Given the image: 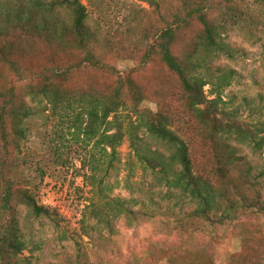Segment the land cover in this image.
Instances as JSON below:
<instances>
[{
	"label": "rangeland",
	"instance_id": "1",
	"mask_svg": "<svg viewBox=\"0 0 264 264\" xmlns=\"http://www.w3.org/2000/svg\"><path fill=\"white\" fill-rule=\"evenodd\" d=\"M83 2L92 35L86 49L66 40L56 44L41 38H23L21 50L11 54L22 69L21 74L9 70L0 60V90L16 86L17 103L25 100L32 109L25 123L23 151L9 146L10 161L14 163H9L13 164L12 170L7 167L5 171L15 188H28L39 204L50 211L49 215L37 216L28 206L15 205L25 242L20 254L22 264H167L170 254H176L180 262H186L185 255L194 264H203L202 258L206 256L213 264H231L234 256L242 253L244 257L247 253L243 250L245 238L251 249L248 256L255 262L253 248L264 243V218L244 216L227 229H219L213 239L203 231L190 237L177 228L178 217L194 210L196 201L172 188L159 169L153 170L137 158L133 140L166 155L171 149L150 135L133 109L119 110L114 126L120 125L126 135L117 148L113 165L104 164L93 182L86 177L90 173L88 166H82L83 158L91 155V142H83L84 135L77 136L78 110L54 107L43 96L28 95V80L40 84L43 75H49L53 68L71 69L63 86L75 91H105L113 86L116 74L125 76L137 69L134 77L143 85L145 94L139 111L170 113L179 134L190 142L200 170L212 166L211 143L204 138L206 129L184 113L187 105L176 77L158 60L143 65L144 55L172 16L176 12L183 14V5L190 8L202 1ZM206 6L209 18L225 28L224 40L231 48V53H224L211 63L213 82H218L215 77L223 72L232 73L229 85H220V108L228 115L219 116L224 120L230 116L245 132L262 135L264 1L208 0ZM63 18L69 22L72 16L64 12ZM200 28L202 25L194 19L179 32V52L194 41ZM88 50L104 65L96 67L85 61ZM18 78L24 79L19 82ZM214 88L205 87L209 99L215 97L211 94ZM86 119L82 117L85 123ZM246 134L233 133L230 141L253 165L254 174L264 173V148L256 147ZM108 151L111 153V149ZM107 157L110 159V154ZM258 180L264 193V176ZM4 189L5 183L0 180V198ZM123 205L132 213H120Z\"/></svg>",
	"mask_w": 264,
	"mask_h": 264
},
{
	"label": "trees",
	"instance_id": "2",
	"mask_svg": "<svg viewBox=\"0 0 264 264\" xmlns=\"http://www.w3.org/2000/svg\"><path fill=\"white\" fill-rule=\"evenodd\" d=\"M201 1L190 8L183 5L185 12H176L172 16L144 55L143 65L158 60L176 77L181 97L187 105L184 113L206 129L204 138L211 143L212 166H200V170L192 155L190 142L179 134L175 127L176 120L170 113L159 111L145 114L139 111L145 94L143 85L134 77L137 69L133 68L125 76L116 74L113 86L105 91H75L63 86L71 69L53 68L49 75H43L40 84L28 80V95L43 96L54 107L78 110L75 122L77 136L81 138L84 135L83 142H91V155L83 158L82 166H88L90 173L86 177L93 182L98 179L97 173L104 164L113 165L117 148L126 135L120 125L114 126L119 110L133 109L150 135L165 142L171 149L170 154L166 155L133 140L137 158L151 169H159L172 188L196 201L194 210L178 217L177 228L188 232L190 237L203 231L213 239L219 229H227L244 216L264 218V193L259 189L258 180L264 173L254 174L253 165L246 156L238 153L230 141L233 133L249 132H245L230 116H227V120L219 116L228 115L220 108L223 102L220 85H229L232 73L223 72L215 77L218 82H213L211 63L222 54L231 53V48L224 40L225 28L208 16V0ZM64 12H70L72 18L69 22L63 18ZM87 18V6L83 0H0V60L9 70L21 74L22 69L11 59V54L21 50L20 40L23 38H41L56 44L66 40L86 49L92 39ZM194 19L202 28L194 41L179 52L177 48L182 39L179 32ZM84 59L96 67L104 65L91 50L86 52ZM111 69L115 71V68ZM23 79L18 78V81ZM207 85L215 86L211 91L215 97L211 99L205 92ZM16 99V86L7 91L0 90V180L5 183V191L0 198V264H22L20 254L24 251L25 242L15 205L24 204L37 216L50 214L28 188H15L12 178L5 171L7 167L13 168V164H9L13 162L10 161L9 146H14L20 153L23 151V141L27 135L26 119L32 115L28 103L22 100L18 104ZM83 116L87 118L86 123L82 120ZM114 128L117 129L113 132ZM260 134L252 131L246 135L251 137L256 147L263 149L264 134ZM108 149H111V153ZM109 154L110 159L107 157ZM129 212L132 213V210L124 205L120 209V213ZM253 249L255 262L248 256L251 249L245 238L243 250L247 251V255L243 257L241 253L234 256L231 264H264V243L260 242L259 247ZM168 258L167 264H194L185 255L186 262H180L176 254H170ZM202 263L213 264L208 256L202 258Z\"/></svg>",
	"mask_w": 264,
	"mask_h": 264
}]
</instances>
